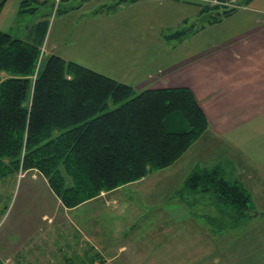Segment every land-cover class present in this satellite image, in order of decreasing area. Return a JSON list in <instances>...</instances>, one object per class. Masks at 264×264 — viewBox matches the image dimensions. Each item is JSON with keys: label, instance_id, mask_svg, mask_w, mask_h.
Instances as JSON below:
<instances>
[{"label": "trees", "instance_id": "trees-1", "mask_svg": "<svg viewBox=\"0 0 264 264\" xmlns=\"http://www.w3.org/2000/svg\"><path fill=\"white\" fill-rule=\"evenodd\" d=\"M123 1L102 7L115 10ZM5 4L0 0V14ZM40 4L22 0L19 13H37ZM235 10L202 6L200 14L210 13L209 24ZM49 24V19L36 23L42 41ZM185 28L165 38L183 40ZM41 47L42 42L0 30V180L37 170L63 206L74 208L173 165L209 127L189 87L136 91L55 53L40 61ZM179 191L181 198L200 195L198 201L215 208L217 215H204L212 230L235 228L255 212L251 192L221 165L195 167ZM83 261L110 264L92 246Z\"/></svg>", "mask_w": 264, "mask_h": 264}, {"label": "rangeland", "instance_id": "rangeland-1", "mask_svg": "<svg viewBox=\"0 0 264 264\" xmlns=\"http://www.w3.org/2000/svg\"><path fill=\"white\" fill-rule=\"evenodd\" d=\"M99 1H102L103 6L116 4L119 0ZM166 1L142 0L133 4L130 3L132 0H125L118 7V12L104 18L110 20H101L97 27L103 28L104 38L91 40L88 45L89 52L94 53L99 62L92 66L116 76L119 72H125L132 60H136L132 58L133 50L136 56L143 52L148 59L152 57L153 60L162 61V49L155 37L163 24L164 37L165 34L185 27L189 36L202 20L207 24L211 18L210 13L198 15L194 11L195 3H204L203 0H169L173 3L169 6ZM81 2L47 0L45 4H40L35 15L28 14L21 18V24L15 27L13 34L25 37L27 32L23 26L32 17L48 13L51 25L45 46L41 47L42 59L48 53L49 44L60 39L59 26L66 19L58 10ZM204 7L213 6L206 4ZM115 10L108 9L110 14ZM183 17H187V20L180 23L178 20ZM94 44L98 50L92 49ZM142 44L147 46L145 50H141ZM102 45L104 49H100ZM126 45L129 54L120 49L116 56L113 55L118 48ZM88 46L83 45L80 50L86 52ZM203 141L189 150L181 162L182 166L200 156L199 149ZM182 166H179L181 174L186 171ZM172 169L170 172L153 171L155 173L145 182H130L131 186L104 192L97 199L74 208L63 206L47 179L37 170L20 171L13 177L0 180V257L5 264H84L87 245L83 239L87 235L89 244L98 246V251L110 264H224L222 256L218 261L212 258L215 248H210L215 243L208 232L210 228L206 221L203 223L204 220L197 221L189 217L178 224L171 220L167 223L162 222L165 219L156 214L155 210L151 211V205L156 199L164 203L162 201L170 195L169 202L165 204L168 211L179 216L193 215V205L198 203L200 195H185L181 198L179 193H175L183 185L180 184L179 176L170 174L176 171ZM149 187L155 190L148 192ZM176 199L182 204L171 201ZM195 208L204 214H217L213 206L203 201H199Z\"/></svg>", "mask_w": 264, "mask_h": 264}, {"label": "crops", "instance_id": "crops-1", "mask_svg": "<svg viewBox=\"0 0 264 264\" xmlns=\"http://www.w3.org/2000/svg\"><path fill=\"white\" fill-rule=\"evenodd\" d=\"M21 1L6 0L0 14V30L14 33L15 27L21 24V20L31 14L19 13ZM44 1L46 0H39L41 4ZM140 1L142 0L130 3L136 4ZM244 1L242 0L245 6L223 16L219 21L207 24L198 31L193 30L192 34L181 41L165 38L163 24L155 37L162 49L160 50L162 61L153 60L152 57L148 59L143 52L136 56V51L133 50L132 58L136 60H132L131 66H127L125 72H119L118 75L115 74L116 76L108 74L107 70L92 66L99 62L94 53L89 52L88 45L91 40L104 38L103 28L99 29L97 25L101 20H110L104 18L118 12L119 8L110 14L107 8L102 7V1L99 0L76 4L61 13L66 20L59 26L60 39L53 41L47 47V55L55 53L67 60L80 62L97 71L117 77L118 80L132 85L136 91L165 87H189L194 91L209 119L208 129L189 149L204 140L199 149L200 156L182 166L181 162L189 153L188 150L175 164L160 171H171L175 168V173L170 174L179 176L180 184L183 185L186 177L195 167L201 164V167L221 165L229 178L242 182L251 192L255 212L239 226L212 230L209 225L208 232L211 237L213 236L215 243H213L214 247L210 248H215L212 258L218 261L222 256L224 264H264V0ZM166 2H169L167 6L173 4L169 0ZM201 8L200 4L195 3L196 14H200ZM47 14L32 17L29 23L23 26L27 32L23 37L30 41L42 42L45 46L46 36L42 41L36 23L49 19L50 27L51 16L49 14L45 16ZM105 15L108 16L104 17ZM185 20L187 17L178 21L181 23ZM83 45L88 46L86 52L80 50ZM146 48L147 46H143L141 50ZM92 49L98 50L95 44ZM100 49H104V45ZM120 49H124L127 54L130 52L126 45L124 48H118L113 55L116 56ZM179 166L186 171L181 174ZM155 172L149 173L137 183L145 182ZM133 183L136 182L131 184ZM127 185L122 187H128ZM151 189L149 187L147 191L155 190ZM104 192L108 193V191ZM169 196L162 201L164 203H161L160 199H156L153 205L150 203L151 211L155 210L156 214L165 219L162 222L168 223V220H171L178 224L192 217L197 221L204 220L205 223L206 214L196 211L195 208L199 201L193 205L195 209L193 215L179 216L167 210L165 204L169 202ZM171 201L182 204L179 199ZM83 243L87 245V250L92 246L98 251V246L89 244L87 235Z\"/></svg>", "mask_w": 264, "mask_h": 264}, {"label": "built area", "instance_id": "built-area-1", "mask_svg": "<svg viewBox=\"0 0 264 264\" xmlns=\"http://www.w3.org/2000/svg\"><path fill=\"white\" fill-rule=\"evenodd\" d=\"M203 2L204 3L200 4L203 7L206 6V4H209L212 5L213 7H218L222 10L238 9L245 6L242 0H203ZM42 54H43V50L41 51L40 61H41V57L43 56Z\"/></svg>", "mask_w": 264, "mask_h": 264}, {"label": "water", "instance_id": "water-1", "mask_svg": "<svg viewBox=\"0 0 264 264\" xmlns=\"http://www.w3.org/2000/svg\"><path fill=\"white\" fill-rule=\"evenodd\" d=\"M82 1H88V0H82ZM228 10H225L224 12L226 13Z\"/></svg>", "mask_w": 264, "mask_h": 264}]
</instances>
